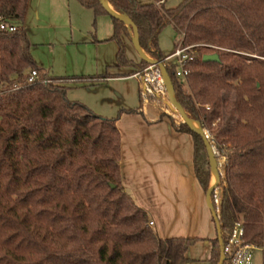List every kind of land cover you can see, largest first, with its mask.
Instances as JSON below:
<instances>
[{
	"label": "trees",
	"instance_id": "obj_1",
	"mask_svg": "<svg viewBox=\"0 0 264 264\" xmlns=\"http://www.w3.org/2000/svg\"><path fill=\"white\" fill-rule=\"evenodd\" d=\"M27 1L0 0V23L16 28L0 30V264L187 263L198 238H159L122 183L118 118L67 98L66 82L96 84L130 73L42 75L22 24ZM76 1L94 18L108 14L101 0ZM164 1L107 0L134 24L151 59L165 57L158 35L168 24L182 37L178 45L190 47L184 78L173 65L165 69L176 102L224 158L216 185L222 241L239 223L242 240L264 261V0H182L175 8ZM112 23L114 68L148 66L127 59L132 38L123 22ZM207 54L219 60L204 62ZM34 70L40 78L30 83ZM171 123L191 136L194 174L206 192L211 162L202 137L184 122ZM210 241L209 264H218L219 241Z\"/></svg>",
	"mask_w": 264,
	"mask_h": 264
},
{
	"label": "rangeland",
	"instance_id": "obj_2",
	"mask_svg": "<svg viewBox=\"0 0 264 264\" xmlns=\"http://www.w3.org/2000/svg\"><path fill=\"white\" fill-rule=\"evenodd\" d=\"M181 1L166 0L164 6L165 8H175ZM138 2L143 4L149 0H138ZM58 12L60 14L55 18L44 21L41 19L39 22L32 21L26 24L29 25L26 34L31 42V57L40 69L61 78L77 77L82 79V77H97L106 71L113 75L115 73L127 75L130 73L131 76H134L147 67H140L136 70H132V68L116 70L114 68L116 45L114 41L108 39L111 36L112 23L107 15H98L94 18L93 12L82 8L76 0H64ZM93 22L95 26H93ZM126 28L134 42L132 28L129 25ZM158 37L159 50L165 56L173 54L176 45L182 39L170 24L160 31ZM125 54L128 60L131 59L135 62L140 60L139 55L130 45H128ZM145 55L150 58L146 53ZM135 79L131 77L111 79L96 84H89L85 81L66 82L69 87L67 98L70 101L86 105L97 116L109 119L118 118L117 123L124 135L133 124L140 125L141 121L144 122L145 114L150 118H155L157 111L162 108L166 111L162 110V113L157 115L159 119L170 118L175 125L183 122L182 118L170 110L163 100L149 96L147 103L143 99L141 101L139 85ZM141 106L142 108H140ZM137 108H140L137 113H128ZM208 140L213 148L211 161L213 166L210 164V167L215 173L214 165L216 163L217 170L223 178L224 158L216 151L211 137H208ZM219 192L220 187H216L211 199L220 196ZM153 229L155 230V227ZM253 255V264H264L260 251H255Z\"/></svg>",
	"mask_w": 264,
	"mask_h": 264
},
{
	"label": "crops",
	"instance_id": "obj_3",
	"mask_svg": "<svg viewBox=\"0 0 264 264\" xmlns=\"http://www.w3.org/2000/svg\"><path fill=\"white\" fill-rule=\"evenodd\" d=\"M63 1L28 0L22 21L25 32L29 26L26 24L32 21L57 17ZM101 2L115 14L121 15L107 0ZM107 16L112 23V17ZM130 46L134 49V42ZM41 72L49 78L57 77L42 69ZM129 77L135 79L131 75L114 79ZM111 79L114 80H108ZM143 118L144 122L133 124L125 135L116 123L121 133L122 183L148 212L151 226L155 227L159 238H198L197 243L186 252L188 262L185 264H209L212 250L210 240L216 237V225L209 208L212 199L207 198L194 174L192 138L186 133L174 131L170 118L163 117L157 121ZM211 173L212 168L210 178ZM214 184L211 178L209 187Z\"/></svg>",
	"mask_w": 264,
	"mask_h": 264
},
{
	"label": "built area",
	"instance_id": "obj_4",
	"mask_svg": "<svg viewBox=\"0 0 264 264\" xmlns=\"http://www.w3.org/2000/svg\"><path fill=\"white\" fill-rule=\"evenodd\" d=\"M5 29H8L11 32L16 30L15 27H8L3 22H1L0 30ZM189 49L190 47H181L178 45L175 48L173 54L163 57L159 62L162 63L164 69L170 65L175 66V76L178 78H184L187 75V70L184 68V66L187 61L192 59L187 53V50ZM133 77H135L138 82L141 101L143 99V101L147 103V100L150 98L149 96H155L159 100H163L169 106L170 110H173L178 116H180L172 103V100L176 102L174 99L173 89H170V86L167 83V78L162 69H160L157 65H148L145 70L135 74ZM39 78L40 74L38 72L35 70L31 71L28 82L32 83ZM44 82H47V80H44ZM162 110L166 111V109H160L157 111L158 113L156 114L155 118H150L146 114L143 117H145V119L147 118L149 121H157L159 119L157 115L161 114ZM218 203V197H213L212 206L219 218ZM148 225L151 226L152 222L149 221ZM242 234L243 228L241 224L237 223L225 239L226 242L222 245L224 256L223 264H253V253L260 250L254 245L244 242L242 240Z\"/></svg>",
	"mask_w": 264,
	"mask_h": 264
},
{
	"label": "water",
	"instance_id": "obj_5",
	"mask_svg": "<svg viewBox=\"0 0 264 264\" xmlns=\"http://www.w3.org/2000/svg\"><path fill=\"white\" fill-rule=\"evenodd\" d=\"M103 6L106 8L107 13L111 17H114V18L120 20L121 22H123L125 24V26H128L129 25L132 28L133 34H134V49L137 52V54L139 55L140 60L146 61L149 65H157L160 69H162L163 72L165 73L166 78H167V83L169 84L170 89L172 90L173 89L172 84L170 82V79L168 77V74L166 72V69H164L162 63L159 62V61H157V60H153V59H150V58L146 57L145 53H143V51L139 47L138 38H137V34L138 33H137V29L134 26V24L132 22H130L129 19H127V18H125V17H123L121 15L115 14L113 11H111L110 9H108L104 4H103ZM202 60L204 62H208V61H218L219 58H218V55L217 54H207V55L203 56ZM172 103H173L174 107L176 108L177 112L179 113V115L182 117V121L184 123H186L190 127L191 130L196 131L202 137L203 142H204V146H206V148H207V152H208V155H209V161L211 162L212 161V155H213V148H212V146H211V144H210V142L208 140V137L209 136H208L207 131H204L201 128L198 129V130L193 129L190 126V124H189L190 119L188 118V115H186V113L180 107V105L178 103L174 102L173 100H172ZM214 167H215L216 183L212 187H209L208 190L206 191V194H207V198L208 199H210L212 197V194H214L213 192H214L215 188L217 187L216 185L219 182V178H218L219 172L217 170V164L216 163H215ZM209 208L211 209V212L213 214L214 223L216 225V238H217V241H219V244H220V254H219L220 259H219L218 264H223L224 256H223V249H222L223 241H222V236H221V226L219 225V218H218V216L216 214L215 209L213 208L212 205H209Z\"/></svg>",
	"mask_w": 264,
	"mask_h": 264
},
{
	"label": "bare ground",
	"instance_id": "obj_6",
	"mask_svg": "<svg viewBox=\"0 0 264 264\" xmlns=\"http://www.w3.org/2000/svg\"><path fill=\"white\" fill-rule=\"evenodd\" d=\"M107 7H108V5H107ZM189 124H190V126H191L193 129H196V130L200 129L199 126H198V124L192 122V120L189 121ZM211 176H212V183L214 184V183L216 182V178H215V174H214V172H212V175H211Z\"/></svg>",
	"mask_w": 264,
	"mask_h": 264
}]
</instances>
